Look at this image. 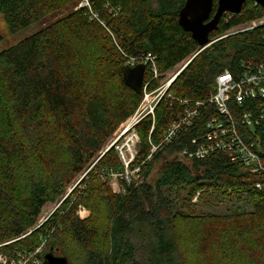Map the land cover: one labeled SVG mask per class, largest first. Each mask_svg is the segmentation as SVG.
Returning <instances> with one entry per match:
<instances>
[{
    "label": "trees",
    "instance_id": "1",
    "mask_svg": "<svg viewBox=\"0 0 264 264\" xmlns=\"http://www.w3.org/2000/svg\"><path fill=\"white\" fill-rule=\"evenodd\" d=\"M82 1L0 0L12 32L65 12L0 52V255L15 264H47L48 250L69 264H264V172L224 154L181 155L218 115L209 102L217 77L228 70L238 78L247 63L264 61V26L230 33L264 18L263 7L248 0L241 13H226L200 51L179 24L187 0ZM149 56L159 76L146 64L148 91L187 65L154 114L135 124L140 149L127 168L108 143L143 102L124 81L130 60ZM196 102L205 104L192 126L164 142ZM261 102L228 104L238 119ZM256 133L264 148V125ZM126 169L136 178H118L115 191L111 179ZM197 193L244 196L249 208L202 213ZM47 203L59 205L41 222Z\"/></svg>",
    "mask_w": 264,
    "mask_h": 264
},
{
    "label": "built area",
    "instance_id": "2",
    "mask_svg": "<svg viewBox=\"0 0 264 264\" xmlns=\"http://www.w3.org/2000/svg\"><path fill=\"white\" fill-rule=\"evenodd\" d=\"M86 4H88V2ZM261 26H264V18L254 20L249 24L237 28L234 33L255 29ZM141 62L145 64L151 62L153 77L156 78L159 76V72L155 65V57L149 56L141 61L132 59L130 60V66H135ZM245 67L246 69L238 78L228 70H225L217 77L216 91L211 96L209 102L215 105L218 115L206 123L200 137L193 139L192 143L195 147L193 149L185 148L181 152L182 156H186L190 159H204L212 154H224L232 161L244 164L252 172H264V148L256 133V128L264 125V61L257 64L247 63ZM180 71L165 85L158 87L154 91H148L147 84L144 83V98L139 110H141L143 103L146 102L149 106L146 115L154 114L157 104L166 94L171 83ZM233 97L238 104H242L248 98H260L262 102L256 106L255 112L242 111L240 118L237 119L228 104ZM183 103L188 104L189 100H184ZM203 104L205 103L196 102L195 106L186 109L180 116V119L175 121L167 130L164 142H170L183 128L186 129L192 126L194 120L199 116V109ZM139 110L136 113L137 115L135 114L132 117L134 118L132 126H135V124L146 116L138 115ZM116 143L117 142H115V144ZM116 148L121 156V154H123L121 152L122 149L118 145H116ZM256 186L262 188L260 183ZM40 251L41 248L37 250V252ZM0 263L15 264L13 262L9 263V261L1 255Z\"/></svg>",
    "mask_w": 264,
    "mask_h": 264
},
{
    "label": "rangeland",
    "instance_id": "3",
    "mask_svg": "<svg viewBox=\"0 0 264 264\" xmlns=\"http://www.w3.org/2000/svg\"><path fill=\"white\" fill-rule=\"evenodd\" d=\"M87 2L88 0H83L80 6L86 4ZM63 14H65V12L53 14L47 17V20L33 23L19 31L12 32L9 29L2 14L0 13V34H2L3 36V39L0 41V52L7 49L9 46L15 43H18L26 39L27 37L33 35L34 33L40 31L42 28H44L48 24L60 18ZM230 31H231L230 33H234L235 29H231ZM218 39H215L213 42L217 41ZM185 64L187 65V62L185 63L183 62L178 67H175L169 70L163 76L160 87L162 85H165L170 79H172L184 67ZM148 107L149 106L147 105V103L144 102L141 110H139L138 115H141V116L146 115L149 110ZM133 122H134V118H131L128 122L124 123L121 126V128L117 131V133L114 135V137L108 143V147H110L111 145V147L114 146L116 148V145H118L122 149L121 152L123 154H121V157H122L123 162L126 163V167H128L129 163L133 161L137 152L140 149L138 135L134 131V126H132ZM115 142L117 143L115 144ZM174 157L176 158L178 157L182 159L180 155H176V154L169 155L168 159H173ZM160 168H161L160 164H158L155 167V170L153 171V178L158 176L160 172ZM135 172L136 171L126 169L124 173H120V175H114L111 179V184L114 190L115 191L120 190L118 178H122L124 176L128 181H130L131 180L130 175H133V177L136 178ZM188 192L189 191H185L181 193L182 202L183 200L188 199ZM199 195L200 193H197V195L193 198L192 201L196 203L197 210L202 213L226 214L228 212L235 211L238 209H248L249 208L247 200L245 199L244 196L241 197V200H238L239 197H237L236 195H232L228 197L219 195V197L216 198V195L208 194L205 196L204 199H199ZM182 202H180V205ZM58 205L59 204L47 203L43 208L42 214L40 216V221L41 222L45 221L55 211ZM79 214L81 216H88L89 212L88 210L84 208H80Z\"/></svg>",
    "mask_w": 264,
    "mask_h": 264
},
{
    "label": "water",
    "instance_id": "4",
    "mask_svg": "<svg viewBox=\"0 0 264 264\" xmlns=\"http://www.w3.org/2000/svg\"><path fill=\"white\" fill-rule=\"evenodd\" d=\"M247 1L187 0L179 12V24L185 31L192 34V37L201 47V51L210 45V34L218 28L224 15L226 13H241ZM251 1L261 5L264 9V0ZM146 70V64L142 62L135 66H129L124 76L126 85L138 93H143ZM44 258L47 264H69L67 257L57 255L51 251L46 252Z\"/></svg>",
    "mask_w": 264,
    "mask_h": 264
},
{
    "label": "bare ground",
    "instance_id": "5",
    "mask_svg": "<svg viewBox=\"0 0 264 264\" xmlns=\"http://www.w3.org/2000/svg\"><path fill=\"white\" fill-rule=\"evenodd\" d=\"M130 65V64H129Z\"/></svg>",
    "mask_w": 264,
    "mask_h": 264
}]
</instances>
